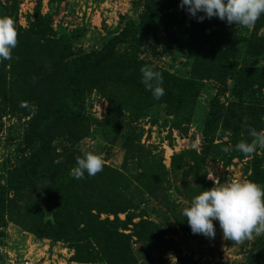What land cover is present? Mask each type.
Here are the masks:
<instances>
[{"label": "trees", "instance_id": "1", "mask_svg": "<svg viewBox=\"0 0 264 264\" xmlns=\"http://www.w3.org/2000/svg\"><path fill=\"white\" fill-rule=\"evenodd\" d=\"M140 1L144 10L136 23L125 19L120 33L108 37L98 51L83 54H74L64 39L52 38L51 18L58 12L60 0H49L45 15H41L39 4L26 20V28L17 23L16 5L7 8L0 1V16L11 17L17 32L11 58L0 60V125L7 110L21 118L30 117L23 137V150L30 149V153L8 172L5 184L0 185V228L5 227L7 216L38 239L67 243L74 253L73 259L80 264H136L131 250L133 238L148 245L172 244L168 237L162 236L159 225L134 213L139 204H133L134 191L130 192L135 183L156 198L154 189L166 174L161 163L156 167L157 173L147 169L132 177L107 165L91 177L85 174L82 179H74L70 174L75 157L83 155L74 146L86 136L90 126L99 124L85 113L88 91L96 90L106 98V122L113 123L121 112L132 114L133 110L140 114L155 103L166 105L168 117L180 114L198 98L204 83L202 79H182L139 59L143 43L158 44L161 30L167 43L194 54V75L222 82L231 80L234 96L264 90V67L246 63L249 58L264 57V36L254 32L248 38H232L227 31L229 24L215 17L197 22L178 7L179 0ZM257 20L255 31L264 26V14ZM145 65L162 74L164 95L159 100L153 99L141 84L139 69ZM48 76L56 80L54 85L55 80H48ZM29 90L32 93L27 95ZM15 96L24 102L14 103ZM32 108L36 112L32 113ZM238 108L233 104L223 107L212 98L204 121L200 154L191 150L172 157L174 168H180L181 158L186 159L181 177L198 187L187 188L190 198L209 187L204 173L208 156L223 154L220 146L213 145L219 123L232 135L243 132L250 140L248 128H255L257 122L245 118ZM137 138L130 133L127 140L134 143ZM54 140L67 146L58 153L52 147ZM240 140L245 139L237 142ZM139 151L133 150L141 160ZM140 160L138 164L142 166ZM261 164L260 159L252 160L248 180L264 186ZM136 196L138 199L139 194ZM45 214H50L52 220H46ZM101 215H112L113 220L100 219ZM118 215H124V219ZM136 218L139 221L134 223ZM3 237L4 232L0 231V244ZM173 249L176 250L175 246ZM257 250L264 256V240ZM259 253L251 255L245 264H264ZM0 264H3L1 256ZM177 264L194 263L178 253ZM211 264L219 263L212 260Z\"/></svg>", "mask_w": 264, "mask_h": 264}, {"label": "rangeland", "instance_id": "2", "mask_svg": "<svg viewBox=\"0 0 264 264\" xmlns=\"http://www.w3.org/2000/svg\"><path fill=\"white\" fill-rule=\"evenodd\" d=\"M0 1L7 8L16 5L17 23L22 28H26V20L39 4L41 15L48 12L49 0ZM143 10L144 4L140 0H60L58 12L51 18L52 38L64 39L70 44L74 54L98 51L108 37L120 33L125 19L136 23ZM258 23L257 20L255 25ZM227 31L233 35L232 38H248L254 32L259 37L264 36V26L255 31L254 26L244 28L229 24ZM157 36L158 44L150 41L143 43L138 54L139 59L148 61L162 71L182 79H202L204 88L198 98L184 107L176 117L166 116L164 103H155L140 114L132 109V114L121 112V115L116 116L113 119L114 122L110 123L105 121L108 111L106 98L99 95L96 90L88 91L85 97V113L87 117L98 121L99 124L90 126L86 136L74 148L81 153L91 151L102 154L104 165L127 177H132L138 171L147 169L151 173H157L158 163L166 169V174L154 189L156 198L135 183L130 189L131 193L134 191L133 204H139V207L134 209V213L159 225L163 231L162 236L168 237L172 243L171 245L165 242L148 245L136 242L133 238L131 250L136 264H177L178 253L181 258L190 259L194 264H211L212 260L219 264H245L248 260L250 261L251 255L259 253L257 247L264 240V232L259 235L253 233L251 239L246 238L241 242H235L225 239L216 221H213L214 237L207 238L191 233L182 211L194 197L190 198L187 188L198 189V187L192 181L183 180L181 177V168L184 167L186 159L179 160L180 168L172 167L171 160L173 156H180L191 150L200 154L204 143V121L212 98H216L223 107L230 104L239 107L236 110L245 114V118L251 122H257L255 127L257 131H264V90L254 89L242 93L241 96H234L231 80L222 82L214 77L200 78L194 75L192 73L194 54L185 48L167 43L163 30L158 32ZM246 63L251 66L264 67V57L249 58ZM48 77V80L53 78ZM55 83L56 80L53 85ZM26 93L29 95L32 91L29 90ZM15 97L14 103L17 100L24 102L21 97ZM125 102L133 105L129 101ZM34 112L36 108H32V113ZM29 119L30 117L21 118L18 114L8 112V110L2 117L0 185L5 184L8 172L12 171L17 163L30 153V149L23 150L25 146L23 137ZM130 133L138 136V142L132 143L127 140ZM246 137L247 135L243 132L236 136L232 135L219 123L213 134V145L220 146L222 149L229 144L234 146L237 139L248 141ZM64 146H67V143L59 140L52 142V147L58 153ZM135 149L141 150L139 151L141 160L135 156L133 152ZM222 153H212L205 162L204 173L205 181L209 185L208 189L213 185L212 178L221 183L233 179L248 180L250 163L255 158L262 161L261 168H264V148H258L251 156L243 155L234 147L233 150ZM139 160L142 166H139ZM189 164H191L190 161ZM137 194H139L138 199ZM118 217L121 220L124 219V215H118ZM105 218L113 220L112 215L100 216V219ZM4 221H6L5 227L0 228V231L4 232L3 243L0 245L9 251L15 250L12 252L17 253L18 257L27 254V250L33 247L32 254L41 259L39 264L43 262L46 264H80L73 259L74 253L68 248L67 243H53L49 239H38L16 222L9 220L7 216ZM138 221L139 218H136L133 222ZM259 254L261 257H258L264 262L263 254Z\"/></svg>", "mask_w": 264, "mask_h": 264}, {"label": "clouds", "instance_id": "3", "mask_svg": "<svg viewBox=\"0 0 264 264\" xmlns=\"http://www.w3.org/2000/svg\"><path fill=\"white\" fill-rule=\"evenodd\" d=\"M179 8L187 12L197 22L213 17L244 28H252L264 14V0H179ZM202 13V15H198ZM17 32L11 17L0 16V60H9L15 48ZM141 84L159 100L164 95L162 74L150 65L142 66ZM250 140H240L234 146L222 147L227 153L233 150L251 156L258 148H264V131L248 128ZM102 154L91 151L75 157V166L70 170L74 179L89 177L102 171ZM213 185L195 195L182 211L191 233L207 238L215 235L213 221H216L225 239L241 242L251 239L252 234L264 232V186L243 179H233L224 183L212 178ZM46 220H52L45 214Z\"/></svg>", "mask_w": 264, "mask_h": 264}, {"label": "built area", "instance_id": "4", "mask_svg": "<svg viewBox=\"0 0 264 264\" xmlns=\"http://www.w3.org/2000/svg\"><path fill=\"white\" fill-rule=\"evenodd\" d=\"M32 248L27 250V254L21 255L18 257L17 253L5 248L4 246H0V256L3 258V264H39L40 260L39 257L32 254ZM46 264V263H42Z\"/></svg>", "mask_w": 264, "mask_h": 264}]
</instances>
